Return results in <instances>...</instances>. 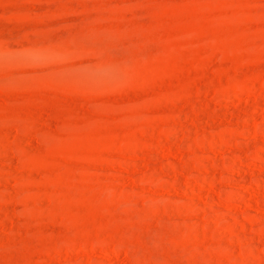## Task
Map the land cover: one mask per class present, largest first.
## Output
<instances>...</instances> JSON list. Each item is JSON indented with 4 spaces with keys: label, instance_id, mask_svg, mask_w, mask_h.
Masks as SVG:
<instances>
[{
    "label": "rangeland",
    "instance_id": "obj_1",
    "mask_svg": "<svg viewBox=\"0 0 264 264\" xmlns=\"http://www.w3.org/2000/svg\"><path fill=\"white\" fill-rule=\"evenodd\" d=\"M0 264H264V0H0Z\"/></svg>",
    "mask_w": 264,
    "mask_h": 264
}]
</instances>
